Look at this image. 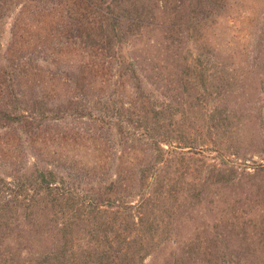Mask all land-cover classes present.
I'll return each mask as SVG.
<instances>
[{"label":"trees","instance_id":"trees-1","mask_svg":"<svg viewBox=\"0 0 264 264\" xmlns=\"http://www.w3.org/2000/svg\"><path fill=\"white\" fill-rule=\"evenodd\" d=\"M241 1L64 0L76 56L3 114L33 161L0 176V264H264V32L196 36Z\"/></svg>","mask_w":264,"mask_h":264},{"label":"rangeland","instance_id":"rangeland-1","mask_svg":"<svg viewBox=\"0 0 264 264\" xmlns=\"http://www.w3.org/2000/svg\"><path fill=\"white\" fill-rule=\"evenodd\" d=\"M64 3V0H0V176L12 173V163L20 155L25 163L33 161L29 148L24 144L32 140V136L21 137L19 123L15 119L5 118L4 111L8 107L15 109L17 97L23 100L24 107L29 105L35 69L40 68L41 75H49L45 61L56 59L57 51L62 58L76 56L75 53L69 57L70 47L75 50L78 47V24L76 21L75 24L69 23L65 17ZM240 10V17L229 24L226 19H220L219 23L210 21L211 28L206 32H197L196 36L203 35L202 40L209 39L211 45L217 44L223 52L228 51L229 47L252 49L259 39L262 40L264 32V0H242ZM246 17L250 20L243 21ZM68 68L66 60L55 72L68 76ZM21 148L24 149L23 154H20ZM96 150L97 147L89 143L73 148L72 154L91 164ZM257 254L264 257V249ZM147 261L150 263L151 259Z\"/></svg>","mask_w":264,"mask_h":264}]
</instances>
